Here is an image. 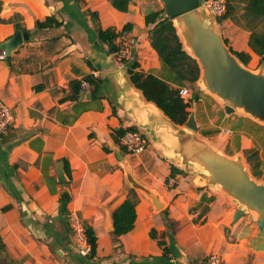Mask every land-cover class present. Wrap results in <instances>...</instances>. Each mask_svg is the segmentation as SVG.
I'll return each instance as SVG.
<instances>
[{"label":"crops","instance_id":"0c3cea01","mask_svg":"<svg viewBox=\"0 0 264 264\" xmlns=\"http://www.w3.org/2000/svg\"><path fill=\"white\" fill-rule=\"evenodd\" d=\"M0 1V42L17 30L29 34L10 62L0 58V98L13 111L0 137V264H201L211 253L224 264H264V223L252 212L236 217L239 209L228 195L199 182L192 167L167 158L131 113L142 92L128 82L130 63L175 86L144 21L163 9L161 0H130L126 11L111 0ZM88 11L97 13L96 22ZM50 16L58 24L36 26ZM230 20H222L218 31L229 48L248 53L247 66L253 65L258 55L248 46L250 32ZM127 24L132 56L119 66L98 41L97 28L120 32ZM72 81L79 82L75 99ZM181 88L187 98L196 95L192 112L197 132H203L197 134L225 152L228 139L216 130L224 106L201 88ZM235 117L242 132L244 116ZM132 126L149 140L139 154L126 153L113 136L115 129ZM248 141L241 134L240 150L252 149ZM65 162L71 178L64 170L67 181L60 182L57 166L63 163L64 169ZM64 189L70 199L61 198ZM129 189L138 198L135 219L127 233L116 235L112 211ZM69 214L93 230V256L90 245L76 242Z\"/></svg>","mask_w":264,"mask_h":264},{"label":"water","instance_id":"95a60500","mask_svg":"<svg viewBox=\"0 0 264 264\" xmlns=\"http://www.w3.org/2000/svg\"><path fill=\"white\" fill-rule=\"evenodd\" d=\"M161 1L164 16L171 19L183 49L199 66L197 83L222 102L226 113L240 111L264 124V72L262 68L251 70L231 53L216 28V19L203 5L207 0ZM28 38V32L21 29L7 41L0 42V49L6 53L8 62L11 52ZM260 59L264 62V54ZM87 62L91 65L89 60ZM126 76L134 86L127 70ZM133 102L130 110L137 125L163 148L167 158L177 165L192 167L199 182L213 185L228 195L239 209L236 217L240 212H252L263 225L264 182L253 178L242 155H228L200 137L193 112L183 125H179L143 94L141 100ZM57 179L67 181L63 163L57 166ZM61 198L70 199L66 189Z\"/></svg>","mask_w":264,"mask_h":264},{"label":"trees","instance_id":"16d2710c","mask_svg":"<svg viewBox=\"0 0 264 264\" xmlns=\"http://www.w3.org/2000/svg\"><path fill=\"white\" fill-rule=\"evenodd\" d=\"M233 1L234 0H226V11L221 17L217 18V21L220 22L226 18H230L236 24L248 30L250 32L248 46L255 54L262 56L264 54V0H237L242 3V12L238 16L235 14V5ZM129 2L130 0H111L112 5L119 11H126ZM1 9L2 3L0 1V11ZM163 13L164 9L151 12L145 15L144 21L145 25L150 27L148 29L149 42L158 54L162 64L172 71V83L175 84V86H172L166 80L151 73L146 74L138 71L136 69L138 66L137 63H130L127 72L130 81L142 92L148 101L155 103L158 108L176 124L183 125L190 114L188 109L191 100L197 98L196 95L189 100L184 98L180 88L197 81L199 77V66L196 60L185 52L171 19L164 16ZM88 14L94 22L98 20L96 12L88 11ZM0 21L4 20L0 18ZM51 23L58 24L53 16L46 17L43 21H37L36 26L45 27L51 25ZM17 27L19 28L20 26ZM129 28L130 26L127 24L124 26L123 30H128ZM118 37L119 32L112 28H97L98 41L105 44L108 52L111 54L115 53L119 48V43L116 42ZM224 42L226 44L225 40ZM230 51L238 60L247 65L250 60V55L248 53L244 51H234L231 48ZM89 82L94 87L98 85V82L93 79H90ZM71 86L74 90V94L71 98L75 99L79 92V82L72 81ZM129 130L140 131L135 126L126 129L118 128L113 131L114 139L118 142L122 150H124V148L120 145L119 138ZM142 134L146 137L143 132ZM250 151L252 150L247 149L245 153H249ZM253 153L257 154L256 151ZM251 155L252 154H248L247 158L249 159ZM175 169L176 168L173 166L172 170L175 171ZM64 170L70 179V169L66 162L64 164ZM251 174L253 176H258L260 172L256 171L252 165ZM137 201L136 192L133 189H129L126 199L112 211L113 231L116 235L127 233L132 228ZM85 231L90 245V256H93L96 250V237L91 228H87Z\"/></svg>","mask_w":264,"mask_h":264},{"label":"built area","instance_id":"2783aa9c","mask_svg":"<svg viewBox=\"0 0 264 264\" xmlns=\"http://www.w3.org/2000/svg\"><path fill=\"white\" fill-rule=\"evenodd\" d=\"M203 5L205 6L207 12L215 19L221 17L226 11V0H207L203 3ZM118 38L120 39L118 42L119 48L112 54V57L115 64L123 66L131 59L132 56L131 41L126 30L120 31ZM5 57L6 53L2 50L0 52V58L3 59ZM81 86L83 88H87L88 84L85 81H82ZM180 91L184 98L188 100L191 99L187 98L186 90H182V88H180ZM12 121L13 111L11 107L0 98V137L6 132ZM119 143L124 148L126 153L139 154L147 148L149 140L142 134L141 131L129 130L119 138ZM68 219L76 242H78L79 246L87 245L89 247L86 231L78 217L74 214H69ZM201 264H224V261L219 254L211 253Z\"/></svg>","mask_w":264,"mask_h":264},{"label":"rangeland","instance_id":"374dc122","mask_svg":"<svg viewBox=\"0 0 264 264\" xmlns=\"http://www.w3.org/2000/svg\"><path fill=\"white\" fill-rule=\"evenodd\" d=\"M241 12H242V8L238 5H235V14L238 16L241 14ZM216 21H217V18H216ZM230 21L232 23L236 24L233 20H230ZM221 24H222V21L221 22L217 21L216 28L217 29H219V28L224 29V27ZM247 67L250 68L251 70H254V71H257V70L262 68V71L264 72V62L261 61L260 56H258V58L256 59V61L253 65H250ZM196 82L193 84H187L186 86L189 89L201 88V90L203 92H206L207 94H209L208 91H206L204 88H202ZM216 100L218 101L219 104L223 105L221 101H219L218 99H216ZM194 102H195V100H191V104H190V107L188 109L190 111V113L192 112L193 107H195L196 109L198 108L197 105L194 104ZM206 106H208L207 102H206ZM219 113H220V111H219ZM235 114H237L239 116H244V118H243L244 129H242V132H239V131H237V129H235L237 127V123L240 122V120H238V122H237L236 117H235L237 115H235ZM202 116L206 117L205 114H203ZM207 116H208V114H207ZM253 120L254 119H251V117L244 115L240 111H237L236 113L232 112L230 114L226 113L225 111H221L220 118L218 120V123L220 122L221 125L216 130L220 131L223 135H225V138L228 139V144L224 148V151H225L224 153H226V154L227 153L228 154L236 153V154L242 155L243 161L245 162L246 167L250 173H251L252 165L254 166V169L256 171L260 172V174L258 176H253V178L258 182H264V124L261 123L263 125H261V124L257 125L258 123L252 122ZM206 121H207V118H206ZM226 127L230 128L231 131L226 132L225 131ZM197 133H199L200 135H201V133L203 134V132L201 130H198ZM241 134L246 135L249 139L248 142H250V147L252 148L251 149L252 151H250L249 153H245V149L240 150V148H239L240 147L239 141L241 138ZM254 151H256L257 154L253 153ZM248 154H252L249 159L247 158ZM248 160H249V162H248Z\"/></svg>","mask_w":264,"mask_h":264}]
</instances>
